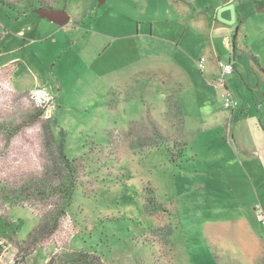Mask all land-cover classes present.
I'll use <instances>...</instances> for the list:
<instances>
[{
  "label": "rangeland",
  "instance_id": "1",
  "mask_svg": "<svg viewBox=\"0 0 264 264\" xmlns=\"http://www.w3.org/2000/svg\"><path fill=\"white\" fill-rule=\"evenodd\" d=\"M4 1L21 9L36 2ZM39 1L68 21L34 6L18 15L0 0V125L17 120L15 134L0 130V220L23 222L0 239V264H255L249 229L260 220L253 208L264 185L246 182L241 162L259 161L220 126L231 109L210 75L235 56L224 81L264 164V12L244 0ZM215 19L231 38L212 35ZM177 91L185 133L161 100ZM37 106L41 118L31 116ZM155 118L176 163L148 145ZM53 120L68 131L66 157L77 159L67 206L60 178L40 184ZM150 192L156 211L146 205ZM119 221L132 229L126 249ZM168 225L167 241L159 228Z\"/></svg>",
  "mask_w": 264,
  "mask_h": 264
},
{
  "label": "trees",
  "instance_id": "2",
  "mask_svg": "<svg viewBox=\"0 0 264 264\" xmlns=\"http://www.w3.org/2000/svg\"><path fill=\"white\" fill-rule=\"evenodd\" d=\"M227 1L228 0H226L222 4L224 5ZM244 1L254 4L256 6L257 11L264 12V0H244ZM2 3L4 6H8V7L12 8L15 12H17L18 15H22V14L25 15L26 14L25 9H27V11H30V8H33V6L36 8H40V1L39 0H36L34 5H31V3H29L32 7L27 5L25 9H21L17 6L12 7L11 5H7L4 0H2ZM43 9L58 10V8H54L52 6H47ZM218 28H220L219 29L220 32L223 33L222 37L231 38L232 30H230L229 27L226 26V24H223V23L219 22L217 19H215L214 20V30H213L214 36L215 35L217 36ZM233 35H234V33H233ZM237 40H238L237 37L232 40V43L234 45L233 46L234 52L239 45ZM198 62H199V60H198ZM198 62H197V66H198ZM198 69L201 73H203V71L205 70V69L202 70L199 67H198ZM234 71H235V69H234ZM215 80H216V78L213 79V81H214L213 85H215ZM225 88H227L226 84H225ZM217 91L220 92L219 90H217ZM18 96L19 97H25L26 95H18ZM161 100L164 102V104H168L171 112L175 113L176 116L180 117V118L177 117V120L180 121V125H181L179 133H182V131L185 133L186 129H185V126H183L185 124V122H184V119L182 117L181 103L179 100V92L177 91V93H175L174 95L172 94L171 96L170 95L169 96L163 95L161 97ZM233 101L235 102V106H236V101L234 100V97H233ZM40 107H42V105ZM40 107H38V106L35 107V114H32L31 116L35 115L36 118H39V117L41 118L43 116L44 109L40 108ZM172 107L175 110L172 111V109H171ZM234 107L229 108V109L234 110L235 109ZM16 121L17 120L15 119V116L10 118L9 120L4 122V126L0 125V130L4 129V133L7 135L15 134L17 132V129H15V128H17L15 125ZM20 121H21V118H20ZM150 123H151L152 129L154 131L151 132V133H153V138H150V139L147 138L148 145L158 147V148H162V149H166L169 152V154L172 156L170 161L172 163H176V161L174 160L173 151L167 147L170 144L168 137H166L167 133L162 129V127L159 124V121H157L156 118L154 121L151 120ZM21 124H24V123H21ZM51 125H53L54 129H58L57 130L58 132H56L55 133L56 135H55L53 133V129H51V128L47 129L48 135L46 136V139H45V147H46V152H47L45 159H46L47 164L45 165L46 166L45 172L43 171L41 174L40 184H44L45 181L48 180L49 178H60L59 184L57 185V189H58V191H60V193L65 195L64 202H65V206H67L68 202L70 200L68 196H70L74 190V188L72 187V181L71 180H73L74 175L77 172L78 166H76V164H75L77 159H69L68 157H66V139L68 137V131L59 127V125L56 123L55 120L51 121ZM144 145H145L144 143L138 142V147H141ZM173 146L176 148V149H174V151H176L177 153H179L181 151V154H182L185 151L184 147L186 145H184V147L182 149H180L179 146H177V143H174ZM65 173H71L72 175L68 176L69 178L66 177V179H64ZM34 180L37 182V185L40 188L41 186L39 184V180L33 179V181ZM36 190H34V191L36 192ZM21 191H24V189H21ZM145 200L147 201L146 205L151 207L153 211H156L157 206L155 205V199L152 195V192H150L149 196L146 197ZM118 223H123L125 225L126 221H119ZM22 225H23V222L20 219L17 221H14V222H7L5 220H0V239L10 240L13 236L17 235L20 232ZM123 228H126V232H125L126 235L124 236V238L121 242L123 244L121 247L126 249L125 245L129 244V242L132 239L131 238L132 237V235H131L132 229L130 231H128L127 223ZM118 229H119V232H121V230L123 232L122 228H118ZM157 231H158V228H157ZM159 231L163 232V235L165 236L167 241L170 239V237L173 233V229L169 225L164 226L163 228H159ZM102 233H104V232H99V234H102ZM114 242H118V241L116 240ZM78 257H80V256H78ZM156 262H158V261H156Z\"/></svg>",
  "mask_w": 264,
  "mask_h": 264
},
{
  "label": "crops",
  "instance_id": "3",
  "mask_svg": "<svg viewBox=\"0 0 264 264\" xmlns=\"http://www.w3.org/2000/svg\"><path fill=\"white\" fill-rule=\"evenodd\" d=\"M229 3H230V1H227L224 5L222 4L218 7H226ZM223 24H226V26H228L229 29L231 30L230 26L227 23H223ZM219 29L220 28H218V30H217V36H222L223 33L220 32ZM213 30H214V23H213V27H212V35H214ZM234 57L235 56H233L229 61L234 63L235 62ZM218 60L219 59H217V61ZM234 67L236 70V64L235 63H234ZM166 69H168V68H166ZM166 69L163 68L164 71H167ZM167 72L173 73L172 75L174 77L176 76V78H177V73L174 70L168 69ZM210 77L212 78L211 81H213L214 78H217V71H213L211 73ZM177 79L179 80V78H177ZM226 86H227V84H226ZM227 88H228V86H227ZM233 97H234V95H233ZM234 100L236 101L235 98H234ZM180 103H181V101H180ZM260 105H261V102H260L259 106ZM238 106H239V103L236 101V106L234 108L236 109ZM181 107H182V105H181ZM235 109L234 110L232 109L230 111L229 116L223 117V123H221L220 126L222 128H225V129L228 126V129H229V134H227L228 140H234L235 139V141L238 142L237 143L238 149L240 151H244L245 155L249 157L248 159H251L252 157H254L255 161L256 160L259 161L258 164H254V163L248 161L247 165H245L244 162H241V165L243 167L247 168V169L243 168V171H244L243 174L245 175L244 180L246 182H251V183L255 182V184H258V186L262 187V185H264V172H262L260 170V168L264 167V164H262L261 160H260L261 154H258L259 152H257L258 146L256 145L255 141L253 140L250 123L248 122V120H246L245 115L243 114L242 111L240 113H238L237 115H234ZM217 125L219 126V123ZM229 125H230V128H229ZM248 168L258 170L257 174L255 176H253L251 173H249L250 171ZM255 190H256V188H255ZM255 198H256V205H255V208H253V211H254L255 216H256L257 213H259V212L264 213V193L263 194L256 193ZM252 199L254 201V197H252ZM252 224H253V226H251L249 229L250 243H251V246L255 247V245H256L257 247H259V250L256 253L255 264H264V239L262 237V234H264V224H263V222L261 224L260 220H258L257 217L255 219H253ZM261 227H263V228L261 229Z\"/></svg>",
  "mask_w": 264,
  "mask_h": 264
},
{
  "label": "built area",
  "instance_id": "4",
  "mask_svg": "<svg viewBox=\"0 0 264 264\" xmlns=\"http://www.w3.org/2000/svg\"><path fill=\"white\" fill-rule=\"evenodd\" d=\"M198 67L200 69H205V59L201 58L198 62ZM218 69H219V77L216 78L215 80V87L217 90L221 92V98L223 99L224 102V107L226 109L232 108L235 106V102L233 101V96L232 94L225 88V81L224 78L227 75H230L234 72V64L229 61L226 64H223L218 61ZM259 219L263 222L264 224V213L260 212L258 214Z\"/></svg>",
  "mask_w": 264,
  "mask_h": 264
},
{
  "label": "water",
  "instance_id": "5",
  "mask_svg": "<svg viewBox=\"0 0 264 264\" xmlns=\"http://www.w3.org/2000/svg\"><path fill=\"white\" fill-rule=\"evenodd\" d=\"M36 11L48 18L59 21L60 24H64L68 21L69 17L64 11L49 10V9H36Z\"/></svg>",
  "mask_w": 264,
  "mask_h": 264
}]
</instances>
